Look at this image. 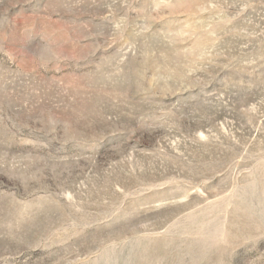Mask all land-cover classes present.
<instances>
[{
	"label": "rangeland",
	"instance_id": "374dc122",
	"mask_svg": "<svg viewBox=\"0 0 264 264\" xmlns=\"http://www.w3.org/2000/svg\"><path fill=\"white\" fill-rule=\"evenodd\" d=\"M0 264H264V0H0Z\"/></svg>",
	"mask_w": 264,
	"mask_h": 264
}]
</instances>
